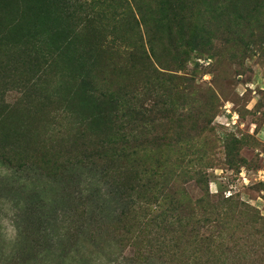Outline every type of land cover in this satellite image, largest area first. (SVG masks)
Segmentation results:
<instances>
[{"label": "rangeland", "instance_id": "374dc122", "mask_svg": "<svg viewBox=\"0 0 264 264\" xmlns=\"http://www.w3.org/2000/svg\"><path fill=\"white\" fill-rule=\"evenodd\" d=\"M2 3L0 141L89 165L0 161V264H264V0Z\"/></svg>", "mask_w": 264, "mask_h": 264}, {"label": "trees", "instance_id": "16d2710c", "mask_svg": "<svg viewBox=\"0 0 264 264\" xmlns=\"http://www.w3.org/2000/svg\"><path fill=\"white\" fill-rule=\"evenodd\" d=\"M3 3L2 0H0V13L2 12V15L4 12L7 10H3ZM68 33V32H67ZM69 37V36H67ZM67 37H65L67 39ZM73 44V41L70 40L67 43L68 45ZM116 44L114 41H107L105 40V46L109 50V48H114L116 47ZM111 46V47H110ZM144 46V44H143ZM69 47V46H68ZM67 49V48H66ZM64 53V50H61L60 53L58 54L61 56ZM134 53L131 51H124L123 55L128 56V59L133 55ZM141 57L144 60L146 59V51L141 53ZM84 60L87 62H94L95 59L92 56V53L89 52V50L84 52L83 56ZM126 59V61L128 60ZM92 77L90 76L86 81L82 82L83 88V95L88 96V91H90L91 85L93 80L91 79ZM89 98V97H87ZM129 115V114H128ZM128 123H129V118H127ZM32 125L34 126V130H31L32 126L29 125L27 129H11L10 131H4L2 132L1 137L3 139L8 140L9 138H16L19 144L13 145L11 143H5L0 141V161L5 164L8 170H15V171H22L23 169L27 168L28 166L26 164L31 163V164H37V159L41 158L43 162L46 163L47 169L53 170V169H58L62 175L68 171V169H75L78 165L82 168L85 166H88L89 164L86 163V158L87 155L84 153V150L81 149L80 153L77 154H71L72 152H64V148L67 146V144L72 143V139L70 140V136H65L62 135L61 138H57L55 140H51V138H40L41 136H38V129H39V122L38 120H33ZM128 128H125V131ZM36 130V131H35ZM77 136L73 137V140L79 141L78 143H83L81 139V136L85 132V127L84 129L82 127H77ZM125 131L122 134V137L118 141H114V145L117 147V142L119 145V148L121 150H124L126 154H131V151L125 150L127 147V137L128 135L125 133ZM69 139V140H66ZM23 145H29V146H23ZM81 147H83V144H80ZM71 147H74V145H70ZM84 148V147H83ZM85 148V152H86ZM45 152L47 155L43 154ZM48 154L50 161H48ZM42 167V165H41ZM154 187L157 189L155 192L160 193L161 189V184L159 181H151V180H146L142 183H140L137 188L139 190V193H145L147 192H152V189ZM152 194V193H151ZM155 203L156 206L162 207L163 205L166 204V202L162 199L155 198ZM27 208V207H26ZM120 223L124 226L127 225L128 222L125 221H120ZM25 231V228H23ZM20 236V235H19ZM20 238V237H18Z\"/></svg>", "mask_w": 264, "mask_h": 264}, {"label": "built area", "instance_id": "2783aa9c", "mask_svg": "<svg viewBox=\"0 0 264 264\" xmlns=\"http://www.w3.org/2000/svg\"><path fill=\"white\" fill-rule=\"evenodd\" d=\"M261 174H262V172H259V175L261 176ZM245 178V177H244ZM245 179H247V177L245 178Z\"/></svg>", "mask_w": 264, "mask_h": 264}]
</instances>
